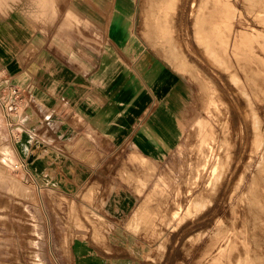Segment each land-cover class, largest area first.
Masks as SVG:
<instances>
[{
    "label": "rangeland",
    "instance_id": "rangeland-1",
    "mask_svg": "<svg viewBox=\"0 0 264 264\" xmlns=\"http://www.w3.org/2000/svg\"><path fill=\"white\" fill-rule=\"evenodd\" d=\"M64 1L38 0L35 2L34 0V3L43 5L34 8L35 11L37 10V13H34V17L38 16L39 20H42V16L46 17L43 12H48L49 15L54 12L55 18L53 20H56V23L51 25L50 29L53 35L75 32L81 37L82 42L97 44L100 47L103 39L111 35L113 21H120L119 23L125 24L121 39H125L133 47H144L152 50L186 78L189 85V95L183 119L184 135L181 137L177 148L165 156L151 177H149L151 174L144 172L143 168L140 167L132 168L133 173L130 172L128 174L129 177L123 178L125 181L128 180V182L130 179L133 182L131 186H135L134 189L139 193L138 200L127 215H108L103 210L99 214L92 206L101 208V204L107 203L108 209L114 202L110 201V199L104 201L108 185L103 180V182L99 183L90 181L78 192L75 199L73 196L65 197L61 195L58 197L56 194L49 192L47 188L43 190L40 185H34L30 180L26 179V175L23 172V165H25L26 161H23V163L18 158L25 157L26 149L31 147L32 142L24 124L26 126L31 124V119L36 117L38 119L37 125L41 126L42 119V116L36 114L37 112L32 113L31 101L34 100L37 109L44 117H46L47 112L43 110L42 103L34 96H31L32 93L28 88L18 83L10 82L11 75L2 70L3 63L0 61V264H47L43 261L44 257L41 254V243L44 240L42 237L43 222L41 221L40 213L43 202L44 207L49 205L52 210H55L54 217L52 216L53 223L59 227L54 233L53 240L50 239L46 244L52 247L47 249L50 250L48 255L50 261L59 255L68 260L70 255L69 243L74 235L91 237L95 243L99 244L100 241L105 240V237H108L110 229L114 226L113 224H117L123 231L125 242L130 244L131 250V255L127 258L129 261H124L122 264H264V233L262 232L259 235L260 237L258 236L259 241H261L257 240L259 246L251 247L254 245V240L248 239L250 233L247 228L249 227H247L246 219H244L245 210L248 211L245 206L248 198L246 187L252 172L256 171V162L258 161V157L255 155L251 160L250 169L246 170L248 155L254 149L255 134L249 128L250 114L245 111L244 102L239 98V95H236L238 94L236 88L227 79V73L217 64H213L211 58L201 50V47L192 42L189 24L187 22L184 23L181 17L178 18L177 15L176 22H174L176 27L173 26L172 34L176 37L181 51L186 55L188 72H181L175 61H171L164 52L157 49L154 38L157 34L153 28L156 24L149 19L150 25L149 27L146 26L149 4L154 3L156 0H98L97 2L70 0L69 5L66 1L67 6H62ZM102 1L106 4L104 7L101 5ZM249 3L248 0L247 2L245 0H226L222 7L224 9L222 13L223 15L225 13L229 14L231 11L230 7L234 10V14L231 16L226 15L225 19L224 27L232 29L230 37L236 33L237 36L241 35L240 37H242L243 33L246 36L248 35L246 33L253 31L251 35H248L250 46L243 45V47L245 48L244 53L248 55L250 61L252 60L251 65L249 64L251 70L254 72L256 70L258 73L263 74H260L258 81L263 82H261L263 88L255 93L257 98H253L256 114L261 122V129L264 131V23L257 17L254 19V13L252 12H255L256 8L249 10ZM50 4L55 6L60 4V7H49L48 5ZM236 4L238 5L236 6ZM246 4L247 7L245 8ZM242 9L245 10L243 11ZM248 18L249 20H247ZM64 20L70 22L64 23ZM86 21H91L92 23L89 24ZM237 22L238 26L236 25ZM183 24L186 26H182ZM236 26L237 28H235ZM90 34L92 38H90ZM0 36L5 37L6 35L0 34ZM95 36L97 37L96 39ZM225 41L226 53L231 60L235 61V55L231 52L232 47L234 48L235 40L229 41L225 38ZM47 42H50V44L55 43V45L57 43L56 39L47 41L40 36L39 39L31 41L29 44H23L16 50L11 38L0 39V53H5V55H0V60L4 57L13 58V60L17 58L21 64L25 65L35 54L41 52L43 44H47ZM255 46L258 47L255 48ZM18 52L19 54L15 57ZM250 55L251 57L253 56L252 59ZM254 57L260 62L256 61L253 63V60L255 61L256 59ZM192 61L201 69L194 71L195 77L190 74L193 69L191 66ZM252 64L255 68L252 67ZM240 75L242 74L240 73ZM231 88L235 91H232ZM14 89H16L17 93H14ZM198 121L204 122V129L207 132L206 126L211 128L212 134L206 135V137L210 138L209 140H212L213 144H215V152L218 158H214L213 161L218 163L214 171L217 174L221 173V177L220 181L215 184L218 189H211V192L209 191L203 196L210 199L207 202V208L204 209L206 212L202 210L199 213H195V215L191 213L182 222L179 220L180 216L185 215L187 207V209H191L188 206L190 196H196L197 194V188L195 187L193 189L194 195H189L191 192L189 191V184L193 182L199 185V181H202L203 177L204 179L207 177L203 173L205 176L195 180L193 175L197 164L202 162V158H200L201 149L204 148L202 139L205 141L208 139L200 133L197 125ZM261 147L260 145L258 151ZM15 148L17 151H15ZM113 156L111 158L113 160L112 164H108L103 171H111L114 165L113 173L122 179V174L115 166L121 163L124 155L119 152L114 153ZM15 163L18 164V167L14 166ZM220 165H222L221 168H219ZM52 185L56 188L59 187L57 183ZM155 186H158L157 189ZM259 186L264 187V182H261ZM151 191H153L152 194L154 196L148 197L151 195ZM221 194L224 195L223 198H221ZM185 195L187 196L185 197ZM229 196H231V199ZM184 199L186 200L184 201ZM177 203L180 204L178 205ZM235 204L238 206V210L236 208V214H234L236 215L234 219L237 220L234 224L237 226L232 229H226L223 237L217 240L216 238L218 237L214 234L216 222L219 219L226 221L232 212L231 205ZM140 208L141 210L144 209L145 213L148 214L143 218L146 222H144L145 225L143 227L141 226L143 222L141 218L145 214L137 217L135 213ZM208 208H212L213 211L211 209L209 211ZM173 212H178L174 218H172ZM209 212L214 216H211ZM217 215L218 217L216 218ZM201 216H206V218L203 219L204 217L202 218ZM239 218L240 221L238 222ZM140 221L141 223H139ZM240 227L243 231H241ZM233 231L238 232L237 235L239 236ZM239 231L241 232L240 234ZM231 239L233 243L237 240V245L232 243L229 248L226 247V249L221 251L224 245L228 246V244H231ZM236 247H238V250H235L237 249ZM239 248L241 250L244 249V251ZM254 248L258 250L256 251L257 253L260 252L257 257L252 252L255 250ZM102 249L105 252L110 251L109 246ZM227 249L229 254H227ZM201 250L202 252H200ZM232 253L233 256H231ZM123 255L125 256L126 253H123ZM228 256L233 259L229 261L230 263L226 260V258L229 259ZM200 257H204L203 261Z\"/></svg>",
    "mask_w": 264,
    "mask_h": 264
},
{
    "label": "crops",
    "instance_id": "crops-1",
    "mask_svg": "<svg viewBox=\"0 0 264 264\" xmlns=\"http://www.w3.org/2000/svg\"><path fill=\"white\" fill-rule=\"evenodd\" d=\"M66 1L69 5L70 0H65L62 6H67ZM101 3L102 7L106 5L104 1ZM41 6L34 0H0V34L6 35L0 39L11 38L16 50L40 36L57 42L56 45L43 44L41 52L25 65L17 58L0 60L2 70L11 75L10 82L28 88L47 112L44 117L34 100L31 101L32 113L37 112L42 119L41 126L37 125L36 117L31 119V124H24L32 143L25 157L18 158L26 161L23 172L26 179L43 190L47 188L58 197L75 199L90 181H104L108 185L104 201H114L112 206L108 209L107 203L101 204V208L90 206L99 214L103 210L108 215H127L139 193L131 186L130 179L128 182L123 178L133 173L132 168L143 167L136 163L131 165L128 156L148 161L154 170L144 172L151 177L165 156L177 148L184 135L183 119L189 95L187 80L152 50L133 47L121 39L124 23L113 21L111 35L98 47L82 42L75 32L53 35L50 29L56 23L54 12L52 15L43 12L46 17L42 16V20L34 17L37 13L34 8ZM119 152L124 157L115 168L122 179L113 173L114 165L111 171H103L112 164L114 153ZM55 183L59 187L52 185ZM54 211L49 205L44 207L43 202L41 254L45 263L122 264L129 261L130 244L125 242L117 224H113L108 237L99 244L91 237L74 235L69 243L68 260L59 255L50 261L47 249L52 247L46 244L53 240L59 228L53 223ZM106 246L109 252L102 249Z\"/></svg>",
    "mask_w": 264,
    "mask_h": 264
},
{
    "label": "bare ground",
    "instance_id": "bare-ground-1",
    "mask_svg": "<svg viewBox=\"0 0 264 264\" xmlns=\"http://www.w3.org/2000/svg\"><path fill=\"white\" fill-rule=\"evenodd\" d=\"M230 1V0H229ZM234 1V0H233ZM247 2V0H245ZM249 6L248 9L249 10H253L254 7L256 8V11L252 12L254 13V19L255 17H257V19L262 20L264 23V0H248ZM224 2H226V0H156L154 3H150L149 4V8H148V14L146 16V26L149 27L150 22L149 19H151L153 21V23H155L156 25L153 27L154 30L156 31V34L154 36L155 38V44L156 47L159 51L164 52L165 55L167 57H169V59L172 61H175L178 69L181 72L187 73L188 72V64H187V59H186V55L181 51L180 45L177 42L176 37L172 34L173 31V26L176 27V25L174 24V22H176V15L179 17H181V20L185 23L187 22L189 24V33H190V37H192V42H194L196 45H198L199 47H201V50H203V52H205V54H207L208 57L211 58V62L213 64H217L218 66H220L222 68V70L224 72L227 73V79L233 84V86L236 88V92L239 95V98H241V100L244 102L245 108H246V112H248V114H250V120H249V128L251 132H254L255 134V141H254V149L251 150L250 155H248L249 159L247 160V166H246V170L250 169L251 167V160L252 158L255 157V155L258 157V161L256 162V168H255V172H252V176L249 178V182L247 184L246 187V193H247V201H246V208L248 211L245 210L246 215L245 218L246 219V224H247V228L249 230V235H248V239L250 238L251 241L254 240V245H252L251 247L254 246H259L258 244V236L263 232L264 233V187L259 186V184L261 182H264V131L261 129V122L257 117L256 114V109L254 107L255 105V101L254 98L255 97V93L258 91L259 89L261 91L262 85L261 82L259 81V76L262 73H258V71L255 70L252 71L251 70V62L248 55H246L244 53L245 48L243 47V45H249L250 46V40H249V34L251 35L252 32L250 33H246L248 35H242V37L237 36L236 34L233 35L232 37H230L231 34V30L230 27H224L225 26V19H226V15L227 16H231L234 14V10L231 8V11L229 14H224L222 13V11L224 10L222 7L224 6ZM238 2V1H237ZM222 3V4H221ZM241 3V2H239ZM259 3V4H258ZM234 4V3H233ZM245 4V3H244ZM238 4H236L237 6ZM240 6V5H239ZM243 7V6H242ZM247 7V4L245 5V8ZM179 8V10H178ZM244 8V7H243ZM241 9V8H240ZM178 10V12H177ZM243 10V9H242ZM245 10V9H244ZM243 10V11H244ZM237 12V11H236ZM242 12V11H241ZM245 13V12H244ZM251 14V12H250ZM247 16V15H246ZM177 18V19H178ZM250 18V17H249ZM249 18L247 20H249ZM252 18V16H251ZM240 19V18H239ZM242 19V17H241ZM179 20V19H178ZM238 20V19H237ZM232 21V20H231ZM244 21V20H243ZM253 21V20H252ZM180 22V21H179ZM182 22V23H183ZM180 23V24H182ZM186 23V25H187ZM247 23V22H246ZM249 23V22H248ZM255 23V21H254ZM253 23V24H254ZM233 24V23H232ZM238 24V22L236 23V25ZM178 25V24H177ZM185 24H183L182 26H184ZM185 25V26H186ZM239 25V24H238ZM237 25V26H238ZM261 25V24H260ZM237 26L235 28H237ZM259 26V24H258ZM264 26V25H263ZM181 27V26H179ZM241 27V26H240ZM244 27V26H243ZM246 27V26H245ZM257 27V26H256ZM188 28V27H187ZM186 29V28H185ZM234 29V28H233ZM260 29V28H258ZM243 30V29H242ZM246 30V29H245ZM264 30V29H263ZM239 31V30H238ZM184 32V30H183ZM186 32V31H185ZM236 32V31H235ZM228 33V34H227ZM187 34V33H186ZM187 36V35H185ZM225 38H227V40L234 41V49L232 47V53L235 55V61L231 60L228 56V54L226 53L225 47H226V41ZM191 39V38H190ZM188 39V40H190ZM191 41V40H190ZM189 41V42H190ZM260 41V40H259ZM194 44V45H195ZM191 46V45H190ZM193 46V45H192ZM254 46V45H253ZM258 46H255V48ZM254 48V47H253ZM190 49V48H189ZM199 49V48H198ZM258 49V48H257ZM192 50V49H190ZM197 50V49H196ZM195 51V50H194ZM259 51V50H258ZM201 53V52H200ZM261 53V52H260ZM263 54V53H262ZM261 54V56H262ZM200 55V54H199ZM260 55V54H259ZM205 56V55H204ZM264 56V54H263ZM262 56V57H263ZM200 57V56H199ZM202 57V56H201ZM251 57V55H250ZM253 58V56L251 57V59ZM256 58V57H254ZM204 60V59H203ZM259 61L257 60V58L255 59V61L253 60V63ZM199 62V61H198ZM262 62V60H261ZM191 66L193 67V69L190 71V74H192L193 77L196 76V74L194 73V71L199 70L200 68L198 67V65L192 61L191 62ZM203 63V61H202ZM258 63V62H257ZM250 64V65H249ZM262 64V63H261ZM256 65V64H255ZM264 65V62H263ZM250 66V67H249ZM260 66V65H258ZM252 67H254V65L252 64ZM262 67V66H261ZM255 68V67H254ZM253 68V69H254ZM259 69V67H257ZM256 68V69H257ZM264 69V68H263ZM260 69V70H263ZM201 70V69H200ZM207 70V69H206ZM242 75H240V73ZM264 72V70H263ZM214 75V74H213ZM212 75V76H213ZM263 75V74H262ZM217 77V76H216ZM263 77V76H262ZM221 78V77H220ZM223 79V77H222ZM226 79V78H224ZM220 80V79H219ZM212 81V80H211ZM225 81V80H224ZM215 82V80H214ZM223 82V81H221ZM226 82V81H225ZM224 82V83H225ZM228 82V81H227ZM229 83V82H228ZM227 83V84H228ZM263 83V82H262ZM223 84V83H222ZM230 85V84H229ZM226 86V85H225ZM229 88V86H227ZM232 87V86H231ZM223 88V86H222ZM227 88V89H228ZM207 89V88H205ZM210 90V89H208ZM226 90V89H225ZM231 90L233 91L234 89L231 88ZM228 91V90H227ZM235 91V90H234ZM206 92H208L206 90ZM212 92V91H211ZM210 93V92H209ZM218 93V92H217ZM230 93V92H229ZM235 93V92H234ZM261 94V92H260ZM208 95V94H207ZM219 95V94H217ZM228 95V94H227ZM207 97V96H206ZM257 98V97H255ZM212 99V98H211ZM213 110V109H212ZM198 128L200 130V133L202 134L203 137L209 136L210 134H212L211 128L207 127L208 132L204 129V122L203 121H198L197 123ZM208 138V137H206ZM210 138L207 139V141H205L204 139H202L204 141V148L201 149V154H200V158H202V162L201 164H197V166L195 167V171H194V178L195 180L202 178L203 176L207 175V177L204 179H202V181H199V185L198 184H194L193 182L191 184H189V191L190 194L192 195L194 192V188H197V194L196 196H190L189 198V205L191 207V209H187L186 208V213L185 215H181L179 220H181L183 222V220L185 219L186 216H190L191 213H193V215H195V213H199L202 210L207 208V202H209L210 199H208V197H203L205 193L207 192H211L213 189L217 190L218 187H215V184L218 183L220 181V177H221V173H216L214 171V169L216 168V164L218 163L216 161H213L214 158L217 159L218 157L216 156V148H215V144H213L212 140H209ZM21 142V141H20ZM262 146L259 149V146ZM139 160L134 162L135 160ZM128 161L131 165H133V163L139 164L141 166H143V170L148 169L150 170L149 172H153L154 167L145 159L143 160V158H139V157H133L132 155L128 156ZM222 165L219 166V168H221ZM231 169V168H230ZM229 169V170H230ZM226 172V171H225ZM148 173V172H147ZM205 173V175L203 174ZM208 173V174H207ZM230 173V172H229ZM130 174V173H128ZM128 174L126 175V177L128 176ZM132 176V175H131ZM130 176V177H131ZM228 176V175H227ZM226 176V177H227ZM129 177V176H128ZM225 181V179H223ZM128 181V180H127ZM134 181V180H133ZM222 182V180H221ZM131 183V182H130ZM133 183V182H132ZM225 183V182H224ZM223 183V184H224ZM221 184V183H220ZM226 184V183H225ZM218 185V184H217ZM133 186V185H132ZM135 187V186H134ZM133 187V188H134ZM158 186H155V188L157 189ZM225 187V186H223ZM227 187V185H226ZM221 188V186H220ZM212 189V190H211ZM222 189V188H221ZM225 189V188H224ZM141 190V189H140ZM260 190V192H259ZM188 191V192H189ZM135 192V191H134ZM153 191H151V195H149L148 197L154 196ZM222 193V192H221ZM224 193V192H223ZM233 193V192H232ZM143 194V193H142ZM203 194V195H202ZM194 195V194H193ZM199 195V196H197ZM202 195V197H200ZM222 195V194H221ZM220 195V196H221ZM233 195V194H232ZM187 195H185L186 197ZM224 195L221 196V198H223ZM231 199V196H229ZM186 198V199H188ZM184 199V201L186 200ZM229 199V200H230ZM233 200V199H232ZM152 202V201H151ZM183 202V201H182ZM178 204V203H177ZM180 204V203H179ZM178 204V205H179ZM217 205V202H216ZM151 206V204H150ZM185 206V205H184ZM212 206V205H211ZM214 206V205H213ZM181 207V206H180ZM215 207V206H214ZM237 204L235 205H231V214L229 216V218L224 221L222 219H219L216 222V227H214L215 229V236H217L218 239H221V237H223V233L225 232V230L227 229H232L234 228L235 225L234 222L237 221L234 219V214H236V208H237ZM209 209V208H208ZM212 210V208H210ZM209 209V211H210ZM74 210V209H73ZM179 210V209H178ZM194 210V212H193ZM218 210V209H217ZM215 210V211H217ZM238 210V208H237ZM240 210V209H239ZM205 211V210H204ZM213 211V210H212ZM211 211V212H212ZM206 212V211H205ZM242 212V213H245ZM136 215L138 216H142L141 221H143L141 223V221L139 223H141V226L143 227L145 225V219L143 220V218L146 216L147 213H145V210L140 208L136 210ZM178 212H173L172 218H174L177 215ZM210 213V212H209ZM214 213V212H213ZM239 213H241L239 211ZM238 213V214H239ZM183 214V213H182ZM148 215V214H147ZM152 215V213H151ZM203 215V214H202ZM211 215V213H210ZM213 215V214H212ZM211 215V216H212ZM209 216V215H208ZM214 216V215H213ZM240 216V215H239ZM152 217V216H151ZM178 217V216H177ZM202 217V216H201ZM204 217V216H203ZM202 217V218H203ZM218 217V215L216 216V218ZM150 218V217H149ZM201 218V219H202ZM206 216L203 218L205 219ZM213 218V217H212ZM209 219H211L209 217ZM173 220V219H172ZM178 220V221H179ZM196 220V219H195ZM199 220V219H198ZM243 220V219H242ZM200 221V220H199ZM204 221V220H202ZM206 221V220H205ZM208 221V220H207ZM211 221V220H210ZM240 221V218L238 220V222ZM145 222V223H144ZM192 222V221H191ZM201 222V221H200ZM209 222V221H208ZM244 222V221H243ZM242 222V223H243ZM180 223V222H179ZM196 223V222H195ZM211 223V222H209ZM208 223V224H209ZM143 224V225H142ZM200 224V223H199ZM204 224V223H203ZM207 224V225H208ZM240 224V223H239ZM244 224V223H243ZM242 224V226H243ZM140 225V224H138ZM202 225V224H201ZM206 225V224H205ZM215 226V225H214ZM202 227V226H201ZM237 228V227H236ZM235 228V230H236ZM243 228V227H242ZM245 228V227H244ZM241 229V227H240ZM135 230V229H134ZM137 231V230H136ZM204 231V230H203ZM232 231V230H231ZM241 231H243V229H241ZM98 232V231H97ZM235 232V231H233ZM100 233V232H99ZM203 233V232H202ZM236 233V232H235ZM238 233V232H237ZM236 233V235H237ZM241 232L239 231V234ZM204 234V233H203ZM233 234V233H232ZM231 234V235H232ZM202 235V234H201ZM235 235V234H234ZM100 236V234H99ZM200 236V235H199ZM198 236V237H199ZM229 236V235H228ZM239 236V235H237ZM244 236V235H243ZM250 236V237H249ZM264 236V235H263ZM203 237V236H202ZM214 237V236H212ZM260 237V236H259ZM234 238V237H232ZM240 238V237H238ZM95 239V238H94ZM242 239V238H240ZM247 239V240H248ZM213 240V239H212ZM211 240V241H212ZM236 240V239H234ZM244 240V239H243ZM258 240V241H257ZM232 241V239H231ZM237 241V240H236ZM236 241L234 242L236 244ZM261 242V241H259ZM211 243V242H210ZM208 243V244H210ZM217 243V242H215ZM233 241L231 242V244L224 245L223 248H221V251H223L224 249L229 248L232 245ZM233 243V244H234ZM248 243V242H247ZM261 244V243H260ZM237 245V244H236ZM212 246V243H211ZM261 247V246H260ZM206 248V247H205ZM238 250V247H236ZM231 249H233L231 247ZM241 250V248H239ZM255 250L252 251L254 254V256L257 257L258 253L260 252H256L258 250H256V248H254ZM206 250V249H205ZM208 250V249H207ZM228 250V249H227ZM261 250V249H260ZM220 251V252H221ZM241 251H244L241 250ZM240 251V252H241ZM247 251V250H246ZM249 251V250H248ZM202 252V250L200 251ZM199 252V253H200ZM234 252V251H233ZM213 253V252H212ZM215 253V251H214ZM236 253V251H235ZM242 253V252H241ZM240 253V254H241ZM203 254V253H202ZM229 254V250L228 253ZM238 255V253H236ZM250 254V253H249ZM201 255V254H200ZM211 255V254H210ZM242 255V254H241ZM252 255V254H251ZM264 255V254H263ZM262 255V256H263ZM204 256V255H202ZM231 256H233V253L231 254ZM210 258V256H208ZM212 257V256H211ZM229 257V256H228ZM237 257V256H236ZM251 257V256H250ZM260 257V256H259ZM201 258V257H200ZM204 258V257H203ZM203 258L202 261H203ZM215 258V257H214ZM248 258V257H247ZM255 258V257H254ZM208 259V258H207ZM223 259V258H222ZM226 260L229 262L231 260H233L232 258L229 259L226 258ZM258 260V258H257ZM208 261V260H207ZM206 261V262H207ZM212 261V259H211ZM242 261V260H241ZM223 262V261H222ZM235 262V261H233ZM257 262V261H256ZM201 263V262H200ZM230 263V262H229ZM203 264V263H202ZM224 264V263H223ZM234 264V263H233Z\"/></svg>",
    "mask_w": 264,
    "mask_h": 264
},
{
    "label": "built area",
    "instance_id": "built-area-1",
    "mask_svg": "<svg viewBox=\"0 0 264 264\" xmlns=\"http://www.w3.org/2000/svg\"><path fill=\"white\" fill-rule=\"evenodd\" d=\"M14 93H17L16 89H14ZM15 167H18V164H14Z\"/></svg>",
    "mask_w": 264,
    "mask_h": 264
}]
</instances>
